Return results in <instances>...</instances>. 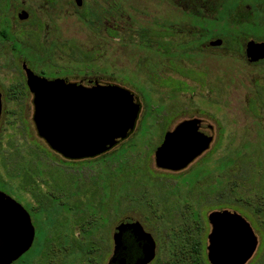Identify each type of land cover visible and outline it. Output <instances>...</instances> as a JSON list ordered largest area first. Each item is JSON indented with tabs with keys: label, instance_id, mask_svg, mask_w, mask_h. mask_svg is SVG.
Returning a JSON list of instances; mask_svg holds the SVG:
<instances>
[{
	"label": "rangeland",
	"instance_id": "obj_1",
	"mask_svg": "<svg viewBox=\"0 0 264 264\" xmlns=\"http://www.w3.org/2000/svg\"><path fill=\"white\" fill-rule=\"evenodd\" d=\"M85 1L86 17L76 12L71 0H54L51 8L45 0H13L10 19L20 6L32 14V25H16V32H39L36 24L42 29L47 25V30L41 31L37 52L21 47V54L12 55L7 43L0 45V86L13 78L14 70L6 63L26 59L38 72H65L71 82L120 85L136 96L140 114L128 138L109 153L68 163L38 137L29 98L21 106L4 103L8 112L0 126V190L29 211L36 229L34 245L14 264L38 260L42 237H54L58 231L66 244L92 240L100 246L99 253L108 252L102 261L107 264L112 233L125 217L139 221L156 238L160 258L173 253L171 235L184 223L195 228L204 250L210 232L207 215L234 207L258 238L251 262H264V212L257 209L264 205V104L255 101L264 93V65L245 61L247 34L240 27L256 24L264 38V17L253 20L246 11L262 0H224L223 7L221 0ZM236 6L240 11L235 13ZM229 9L230 15L221 16ZM217 31L221 34L216 38L224 43L210 48L208 41ZM159 41H171L173 55L165 54ZM62 44L63 54L58 51ZM69 47L82 53L79 62ZM15 72L16 79L19 70ZM165 116L169 130L185 118H201L204 131L213 136L209 150L179 173L160 171L154 164ZM42 151L47 153L48 188L41 191L51 207L36 215L28 208L35 206L34 200L20 190L19 179L9 169L14 160L22 170L29 169ZM59 197L70 210L57 201ZM237 197L240 201H234ZM78 218L90 220V234H81ZM86 257L74 250L62 264H87Z\"/></svg>",
	"mask_w": 264,
	"mask_h": 264
},
{
	"label": "water",
	"instance_id": "obj_2",
	"mask_svg": "<svg viewBox=\"0 0 264 264\" xmlns=\"http://www.w3.org/2000/svg\"><path fill=\"white\" fill-rule=\"evenodd\" d=\"M214 43V42H212ZM218 45L219 42H216ZM250 60L264 58V44L248 42ZM27 86L34 95L33 122L37 135L49 148L70 160L99 156L128 138L135 128L139 103L128 90L109 83L41 81L29 70ZM199 120L184 121L167 132L154 153L155 167L178 172L207 152L213 142ZM211 127L209 130L211 131ZM206 220L209 264H247L258 242L249 223L233 211H211ZM126 229L145 241V255L134 264H149L155 243L132 218L118 222L112 233L113 250L107 264H126L122 258ZM34 227L26 210L0 192V264H14L32 247Z\"/></svg>",
	"mask_w": 264,
	"mask_h": 264
},
{
	"label": "flooded vegetation",
	"instance_id": "obj_3",
	"mask_svg": "<svg viewBox=\"0 0 264 264\" xmlns=\"http://www.w3.org/2000/svg\"><path fill=\"white\" fill-rule=\"evenodd\" d=\"M12 1L13 0H0V45H3V44L7 43L9 45V47H10L12 55H15L17 53L21 54L23 52L21 47H24L23 49H26V50H29V51H32V52H37L36 49L41 47V42H40L41 33H42L41 31L47 30V25H45L43 27V29H42V28H39V24L38 25L36 24V28L39 31V32H36V33L33 30H31L32 28L30 29V31H29V28H28L27 30H21L20 29L18 32H16V30H15L16 25H18L19 27L20 26H25V24L32 25V14H30L27 11L28 9L26 7L20 6V7L16 8V9H14V12L12 13L13 15H11L12 19H10V17L8 16L7 12L9 11L8 9L10 8ZM180 1L181 2H187L188 0H180ZM223 1L224 0H221V2H222L221 7H223V5L224 6L226 5V4H224ZM45 2L47 4V6L51 8V5L54 3V0H45ZM71 3L74 5L77 13L83 14L86 17V14L84 13V10L86 8L87 3H86L85 0H71ZM253 6H254L253 10H249L248 8L246 10V11H248L249 15H251L252 19L255 20L257 18L264 17V0H262V1L258 2V3H253ZM221 7H220V10L222 9ZM233 9H235V13L240 11V9H238V6H236V8L233 7ZM236 9H238V10L236 11ZM230 11H231V9H229L227 13H225V14H223L221 16L230 15ZM238 19H241L240 15H238ZM240 27L243 29V32H245L247 34V35L245 34L246 35V38H245L246 42H245L244 51H243L244 52L245 61L250 66H254V67L255 66L264 65V58L252 61V60H250L247 57V54H246V45H247L248 42L252 41L254 43H263L264 44V38H262L259 35L258 28H257L256 24H252L251 25V24H247L246 23L244 27H243V25L240 24ZM220 34H221V32L217 31L216 34L211 35L212 38H210L209 41H208V46L210 48H218V47L222 46V44L224 42H222L221 39L216 38V36H220ZM212 42H214V43H212ZM216 42H219V44L217 45ZM158 47L163 49V50H166L165 54H167L168 56L173 55V53H171L169 51L170 48H171V41H169L167 43L164 42L162 44L159 41L158 42ZM69 48H71L70 55L73 57L74 61L76 60V62H79L80 61L79 60L80 52L77 49L73 48V47H69ZM58 51L60 53H62V54L65 53L64 44L58 45ZM196 57H199V56H196ZM201 57H202V59H204V55L201 56ZM6 64H10L9 68L13 69L14 71L12 72L13 78L9 81V84L6 85V86H2V85L0 86V126H1V123H2V117L4 116V114L6 112H8L6 110L4 111V103H6V104L7 103H14L17 106H21L29 98V100H31V104L33 106V115H34V104H33L34 95H33V93L30 92V90H29V88L27 86V75H26V71H25L26 69L29 70L34 76L39 78V80H41V81H58V82H66V83H80L81 81L83 83L84 82L85 83L102 82V81H98V80H88V79H84V80H81L79 82H71V81H69V80L64 78V76H66L65 72L57 71L55 73H49L48 74L45 69H42L40 72H38V71H36V69L33 66L30 65V61L26 60V59L20 60L19 63L18 62H15V63L9 62V63H6ZM17 65H19L18 69H17ZM18 70H19V76H18V78L15 79V77H14L16 75L15 71H18ZM102 83H104V82H102ZM106 83H109V82H106ZM109 84L117 85V84H114V83H109ZM122 88H124V87H122ZM124 89H126V88H124ZM129 92H131V91H129ZM135 98H136V96H135ZM255 101L257 103L259 102V103H263L264 104V102H263L264 101V93L261 92V93L257 94L255 96ZM139 106H140V109H139L138 117H139L140 110H141V105L139 104ZM252 112L255 113L254 110ZM33 115H32V121H33ZM138 117H137V119H138ZM168 118L169 117L165 116L163 121H162L163 125H161V126H162V129H164L163 130L164 132H163V135H162V138H161V142L155 148V151L161 146L165 134L167 132L174 131V129L179 124H181L184 121H189V120H194V119L199 120L201 122L200 128L204 132V129H203L204 120H202L201 118H198V117L185 118V119L179 121L178 123H176L173 126V128L170 129V130L168 129V127H169L168 124L170 123ZM136 122H137V120H136ZM33 124H34V122H33ZM135 125H136V123H135ZM34 127H35V125H34ZM35 130H36V128H35ZM111 150H109V151H107V152H105V153H103V154H101L99 156H96V157H93V158L81 159V160H70V159L62 157L61 155H59V154H57L55 152L54 153L56 155L60 156L63 161L68 162V163H73V162H78V161L96 159V158H98L100 156H103V155L109 153ZM155 151H154V153H155ZM33 155H36V154L34 153ZM202 155H204V153ZM46 156H47V153H44L42 151L40 159H36L35 158L32 161L29 169H26V170H22L20 164L18 162H15L16 160H14L13 163H11V167L9 169V173L12 174L11 176H13L14 178H18L19 179L18 184L20 186L19 187L20 190H23L25 193L30 195L32 197V199L34 200V202H35V206L34 207H31V206H28V205L27 206L30 209V211H32L36 215H38L40 212H44L43 210H44V208L45 209L47 208V205L49 206V208L51 207L49 202L48 203L45 202V199H46L47 196L45 195V193L43 194V192L41 191V187L45 186L46 188H48V181H47L48 180L47 179L48 171H47V167H46V164H47V157ZM201 156H199V157H201ZM198 158H196L193 162H195ZM39 161H40V165H38ZM185 169H187V168H185ZM158 170L164 171V172H168V173H179V172L184 171V170H181V171H178V172H172V171L162 170V169H158ZM236 186L237 185H235V183H233V188H235ZM0 192L5 193L2 190H0ZM235 200L236 201H240V198L237 197V198L234 199V201ZM57 201H59L60 204L62 206H64L65 203L63 202L61 197L57 198ZM234 208H231V209L224 208V209H221V210H228V211L236 212V210H234ZM257 209H258L259 213L263 214L264 205L260 206ZM221 210H219V211H221ZM47 211H45V212H47ZM26 212L30 216L29 211L26 210ZM126 218H128V217H125L124 219H126ZM30 219H31V216H30ZM137 222L141 226L142 230L146 234H149L153 238L154 243H155V257H154L153 261L150 262L149 264H153L154 262H156V260L158 258H159L160 261L165 262L169 258V256L168 257L166 256L164 258H160L159 253H161L162 249L160 248L158 241L150 233L146 232V230L144 229L143 225L139 221H137ZM31 223H32V220H31ZM32 225H33V223H32ZM33 227H34V225H33ZM34 232H35V234H34V240H33L32 246L34 245L35 240H36V229H35V227H34ZM253 232L255 234L254 230H253ZM42 234H43V229H41V231H40V237H41ZM208 234L206 235V240H207ZM255 236H256V234H255ZM46 238H47L46 236L42 237V239H41L42 241L41 242L44 243ZM123 238H124V250L122 252V258L125 259L126 264H134L138 259H141V258L144 257V255H145V249H144L145 241L142 238L138 237L134 233V231L131 230V229H126L125 230V232L123 234ZM256 238H257V236H256ZM257 242H258V238H257ZM39 244L40 243H38V245ZM207 244L204 246V250H203V252H204L203 253L204 264H209L208 261H207ZM257 248H258V245H257ZM257 248H256L252 258L247 262V264H255L254 263L255 261H253V262H251V261H252L253 257L256 254ZM111 256H112V252H111L110 257ZM260 264H264V262H262Z\"/></svg>",
	"mask_w": 264,
	"mask_h": 264
},
{
	"label": "trees",
	"instance_id": "obj_4",
	"mask_svg": "<svg viewBox=\"0 0 264 264\" xmlns=\"http://www.w3.org/2000/svg\"><path fill=\"white\" fill-rule=\"evenodd\" d=\"M0 184L3 185L1 181ZM64 207L67 210L71 209L66 204H64ZM81 220L82 218H78L75 221L76 224H80L79 230L81 234H90V220L80 222ZM193 220L197 222V219L194 218ZM195 231V228L186 223L181 225L173 234L171 233L170 245H175L173 253L169 255L170 257L165 262L160 261L158 258L153 264H204L203 247L196 235H194ZM98 248L100 246L93 244L92 240L84 245L80 242L77 243V241L72 242V244L63 243L61 241V233L58 231L54 234V237L48 236L45 239L42 248L38 251L39 259L32 264H62L63 258L70 256L74 250L87 256L84 259L87 264H102L104 256L108 252L99 253Z\"/></svg>",
	"mask_w": 264,
	"mask_h": 264
}]
</instances>
